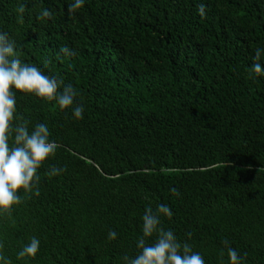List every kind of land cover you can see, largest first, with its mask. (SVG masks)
I'll list each match as a JSON object with an SVG mask.
<instances>
[{
  "label": "trees",
  "instance_id": "trees-1",
  "mask_svg": "<svg viewBox=\"0 0 264 264\" xmlns=\"http://www.w3.org/2000/svg\"><path fill=\"white\" fill-rule=\"evenodd\" d=\"M73 2L0 0V33L21 61L77 93L61 110L13 90V125L46 124L58 148L38 169L40 195L21 190L0 215V255L125 264L145 210L163 204L172 216L160 226L205 264H230L229 247L264 264V75L252 78L254 63L264 68V0H84L70 14ZM45 9L52 19H38ZM33 237L35 258H18Z\"/></svg>",
  "mask_w": 264,
  "mask_h": 264
},
{
  "label": "clouds",
  "instance_id": "clouds-1",
  "mask_svg": "<svg viewBox=\"0 0 264 264\" xmlns=\"http://www.w3.org/2000/svg\"><path fill=\"white\" fill-rule=\"evenodd\" d=\"M84 4V0H74L69 5L68 11L74 14ZM17 11L24 12L20 6ZM201 17L205 16V6L199 5ZM52 19L50 10H42L38 19ZM61 53L72 55L67 46H61ZM264 49H255V60L259 61ZM252 76L264 75V68L260 63L252 66ZM63 81L45 75L37 66L23 63L16 49L15 42L10 40L7 33H0V215H11L13 207L21 203L20 191L31 194L35 190L36 196L40 195L36 187L40 181L38 169L50 158L54 157L58 148L57 143L50 142V131L46 124H37L31 133L28 129V121L20 118L22 122L13 125L16 119L15 92L25 95H34L40 99L52 102L56 101L61 110L68 109L74 103L75 89L71 86L59 89ZM15 90V92L13 91ZM76 119H82L84 108L77 104L73 109ZM11 140V145H10ZM64 169L52 166L48 175H59ZM172 192L175 194L176 189ZM161 214L171 218L172 212L167 205H159L155 212L149 207L142 217L143 235L137 241L140 252L133 258L125 255V264H205L203 257L192 251L187 242L177 240L171 230L165 231L160 226ZM156 239L154 243H146L147 238ZM117 233L110 231L109 240H115ZM225 243H227L225 241ZM2 247V245H0ZM40 247V241L33 237L18 253V258H35ZM228 257L230 264H241L238 252L229 247ZM3 264H10L3 255H0Z\"/></svg>",
  "mask_w": 264,
  "mask_h": 264
}]
</instances>
